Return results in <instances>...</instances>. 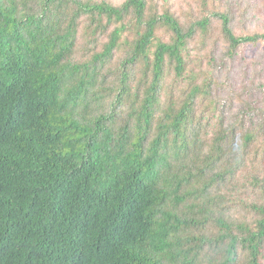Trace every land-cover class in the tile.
Segmentation results:
<instances>
[{
  "label": "trees",
  "instance_id": "1",
  "mask_svg": "<svg viewBox=\"0 0 264 264\" xmlns=\"http://www.w3.org/2000/svg\"><path fill=\"white\" fill-rule=\"evenodd\" d=\"M183 1L0 0V264H264V0Z\"/></svg>",
  "mask_w": 264,
  "mask_h": 264
},
{
  "label": "rangeland",
  "instance_id": "2",
  "mask_svg": "<svg viewBox=\"0 0 264 264\" xmlns=\"http://www.w3.org/2000/svg\"><path fill=\"white\" fill-rule=\"evenodd\" d=\"M240 2L242 7L244 4L250 3L253 5L252 2L259 3L260 0H242ZM184 3L183 0H179V4ZM248 17V16H246ZM233 28L237 33H246L252 30H263L264 29V13H252L250 18L244 20L241 18L239 14L235 17L233 21ZM251 47H247L245 53L241 56H238L235 61V66L230 71V76H228L229 80L226 79L228 84H231L235 87V93L242 91V89H251L254 85V77L256 74L260 73V69L264 66V45L259 46L256 49L252 48V54L248 53V50ZM237 95V94H236ZM247 99V96H243L242 99L238 100L236 97L234 102L233 111H239V108L243 106V101ZM238 101V102H237ZM247 101V100H246Z\"/></svg>",
  "mask_w": 264,
  "mask_h": 264
}]
</instances>
